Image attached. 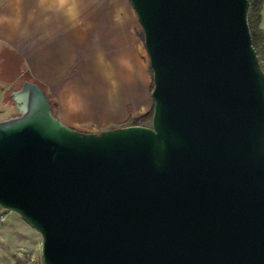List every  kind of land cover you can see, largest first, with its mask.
Segmentation results:
<instances>
[{"label":"water","instance_id":"95a60500","mask_svg":"<svg viewBox=\"0 0 264 264\" xmlns=\"http://www.w3.org/2000/svg\"><path fill=\"white\" fill-rule=\"evenodd\" d=\"M150 125L80 133L37 84L0 119V208L43 264H264V72L248 0H128Z\"/></svg>","mask_w":264,"mask_h":264},{"label":"crops","instance_id":"0c3cea01","mask_svg":"<svg viewBox=\"0 0 264 264\" xmlns=\"http://www.w3.org/2000/svg\"><path fill=\"white\" fill-rule=\"evenodd\" d=\"M260 17L264 31V3ZM138 25L128 0H0V64L20 61L19 73L0 79V93L30 81L71 129L133 126L153 105ZM13 114L7 107L1 119Z\"/></svg>","mask_w":264,"mask_h":264},{"label":"rangeland","instance_id":"374dc122","mask_svg":"<svg viewBox=\"0 0 264 264\" xmlns=\"http://www.w3.org/2000/svg\"><path fill=\"white\" fill-rule=\"evenodd\" d=\"M138 32L140 43L143 45L141 38L142 32L139 25ZM144 55V61L149 66L146 52ZM6 60L0 64L1 80L11 78L12 76L14 77L20 70L19 60ZM21 84L22 80L17 81L14 86L4 89L0 93V118L4 115L7 107L13 110L14 106L11 93L17 90ZM148 125H150V121L144 126ZM0 210L3 211L1 208ZM0 264H43L41 259L40 235L13 213H8L6 222L0 226Z\"/></svg>","mask_w":264,"mask_h":264},{"label":"trees","instance_id":"16d2710c","mask_svg":"<svg viewBox=\"0 0 264 264\" xmlns=\"http://www.w3.org/2000/svg\"><path fill=\"white\" fill-rule=\"evenodd\" d=\"M249 1V10H248V25L251 33L252 46L256 51L259 63L263 62L264 59V31H261L258 28L260 22V9L264 0H248ZM142 41H143V37ZM262 67V66H261ZM264 72V67H262ZM26 79V77H24ZM30 82V81H29ZM152 111L146 116L132 121V125H144L151 120Z\"/></svg>","mask_w":264,"mask_h":264},{"label":"built area","instance_id":"2783aa9c","mask_svg":"<svg viewBox=\"0 0 264 264\" xmlns=\"http://www.w3.org/2000/svg\"><path fill=\"white\" fill-rule=\"evenodd\" d=\"M8 213L10 212L6 210H3V211L0 210V226L6 222Z\"/></svg>","mask_w":264,"mask_h":264},{"label":"flooded vegetation","instance_id":"af4514ba","mask_svg":"<svg viewBox=\"0 0 264 264\" xmlns=\"http://www.w3.org/2000/svg\"><path fill=\"white\" fill-rule=\"evenodd\" d=\"M12 98V97H11ZM15 104H14V102H13V106H14ZM15 107H13V111H14V114L13 115H16L17 113H16V111H15V109H14Z\"/></svg>","mask_w":264,"mask_h":264}]
</instances>
